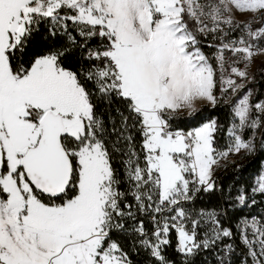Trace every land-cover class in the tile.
Returning a JSON list of instances; mask_svg holds the SVG:
<instances>
[{
    "label": "snow or ice",
    "instance_id": "snow-or-ice-1",
    "mask_svg": "<svg viewBox=\"0 0 264 264\" xmlns=\"http://www.w3.org/2000/svg\"><path fill=\"white\" fill-rule=\"evenodd\" d=\"M42 25L66 43L25 61ZM259 54L264 0H0V264H133L117 235L138 217L154 264H168L173 232L183 264L209 251L232 264L236 234L241 264H264V216L234 233L193 207L222 162L256 152L258 136L264 149V99L248 86ZM221 104L225 147L215 118L179 126ZM252 193L232 206L264 196V171Z\"/></svg>",
    "mask_w": 264,
    "mask_h": 264
},
{
    "label": "trees",
    "instance_id": "trees-1",
    "mask_svg": "<svg viewBox=\"0 0 264 264\" xmlns=\"http://www.w3.org/2000/svg\"><path fill=\"white\" fill-rule=\"evenodd\" d=\"M69 30L71 31L72 29L70 28ZM73 34L75 35L74 32ZM65 43V37L57 35L55 38H53L49 36L48 26L42 25L40 32L36 33L33 36L23 59L27 61L36 51L45 50L49 47H52L53 45L60 47L65 45ZM204 51L206 53H210L211 50L205 46ZM77 57V52L74 51L70 53L69 59L66 63L73 66L74 68H78L79 64ZM261 72H264V68L261 65H255L253 67L252 75H256L258 83L250 84L248 86L256 90L254 92V97L264 99V79L261 78ZM101 107H103V105H101ZM199 108L203 111V115L200 119H198L196 122H188L186 119L187 114L182 113L181 120L184 122L180 123L179 126L184 131H188L193 127L200 126V124H202L206 120L215 118L218 124L221 126V130L217 133L216 146L218 148L225 147L227 139L226 135L224 134V129L230 121V109L223 104L217 106L214 109L208 105H201L199 106ZM259 139L260 138L258 136L256 152L250 155L244 154L236 162L229 164L228 166L218 171L214 177L217 185V190L208 193H199L193 204V207L196 210L215 209L219 214H221L224 226L232 227L234 233L236 232L234 226L241 217L264 216V196L259 194L254 197L256 203L251 207L245 206L241 208L232 206L235 203V196L241 190L246 193L248 197V203L251 204V200L253 199L252 187L255 183V178L259 174L264 163V149L260 148ZM114 163L117 167H119L118 161H115ZM225 209L227 210L226 214H224ZM139 219H144L146 230L150 233L152 229L151 222L145 217H138L136 222L132 220L126 221L125 231L123 233H119L117 235V239L119 240L124 250L129 253L133 264H154L152 258L148 255V253L139 247L137 237L132 235L133 225L134 223H138ZM170 239L171 244L165 248L163 253L165 259L167 260L168 264H183V257L175 251L176 237L174 232L171 234ZM228 242L229 241L227 240L224 241V243ZM232 242L236 247V252L232 255V264H241V254L246 250L240 244L238 234H236L235 240ZM134 245L135 249H138V251L134 250ZM191 264H217L216 255L211 251L201 252L200 254L192 258Z\"/></svg>",
    "mask_w": 264,
    "mask_h": 264
},
{
    "label": "rangeland",
    "instance_id": "rangeland-1",
    "mask_svg": "<svg viewBox=\"0 0 264 264\" xmlns=\"http://www.w3.org/2000/svg\"><path fill=\"white\" fill-rule=\"evenodd\" d=\"M255 65H261V66L264 68V54H259V55L255 56V57L253 58V61H252L251 65H250V67L248 68L249 76H252V70H253V67H254ZM240 67H243V65H240ZM242 155H244V153H241V154L236 155V156H230L229 159L227 160V162H222V163H226V166H228L229 164H232V163L236 162L238 159H240V157H241ZM226 166H222V167H220L219 169H217L216 172H215V174H216L218 171H220L221 169H223L224 167H226ZM262 171H264V163H263V165H262V167H261V170H260L259 174H260ZM259 174H258V175H259ZM258 175H257V176H258ZM257 176H256V178H257ZM256 178H255V180H256Z\"/></svg>",
    "mask_w": 264,
    "mask_h": 264
},
{
    "label": "crops",
    "instance_id": "crops-1",
    "mask_svg": "<svg viewBox=\"0 0 264 264\" xmlns=\"http://www.w3.org/2000/svg\"><path fill=\"white\" fill-rule=\"evenodd\" d=\"M201 106V105H198V107Z\"/></svg>",
    "mask_w": 264,
    "mask_h": 264
}]
</instances>
